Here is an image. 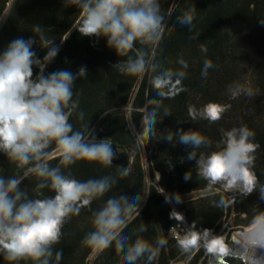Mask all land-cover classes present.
<instances>
[{"label":"trees","instance_id":"1","mask_svg":"<svg viewBox=\"0 0 264 264\" xmlns=\"http://www.w3.org/2000/svg\"><path fill=\"white\" fill-rule=\"evenodd\" d=\"M160 3L167 27L155 48L153 62L159 64L158 71H185L182 83L186 90L162 101L156 134L142 144L137 137L141 131L142 110L149 99H158L149 83L155 73L148 72L142 77L120 73L113 65L126 61L128 57L117 56L115 50L107 46L106 38L81 36L76 30L80 10L64 0H0V52L12 40L34 37L37 43L33 45V51L42 59L47 49L40 47L39 34L33 30L34 26L40 25L45 37L54 40L59 47L58 55L45 70L46 75L63 69L76 73L81 66L87 69V76L78 78L73 86V100L78 101V108L70 117L74 129L83 130L87 125L90 140H107L115 152H126L131 158L127 167L115 164L104 167L80 161L63 169L65 174L80 181L111 176L117 183L105 196L94 200L91 209H82L79 215L72 216L65 223L60 243L53 246L54 251L63 250L59 264H123L114 244L106 250L96 251L92 257L95 250L82 245L84 237L94 230L93 211L101 208L112 196L138 194L142 197L140 213L134 214L123 234L134 241L139 226L145 223L147 231L139 235L153 245L157 239L166 241L152 264L180 261L208 264L212 259L203 248L191 259L181 254L177 240L167 235L169 226L176 221L170 217L173 210L183 216L189 230L202 232L210 229L215 235L223 225L228 227L224 242L230 248L229 234L251 225L254 216L264 211V200L256 191L246 198L237 194L236 203L227 208L216 207L214 202L219 201L222 194L227 198L232 194L222 190L208 191L207 181L197 175L195 161L187 160L190 147L164 139L168 131H198L211 143L197 152L207 154L217 149L221 129L226 131L246 125L255 133L254 142L260 145L255 153L253 170L259 184L264 185V0H160ZM192 7H195L196 15L189 31L176 20ZM201 45L206 52L201 50ZM136 47H140L139 43ZM180 59L187 62V69H182L178 63ZM205 60H211L213 67L203 78L201 72ZM33 71L35 76L39 69L34 66ZM249 90L254 95L249 96ZM208 103L230 104L231 107L216 123L201 118L193 120L189 116V106L199 110ZM165 109L169 116L164 115ZM80 112L84 114L82 121L78 119ZM169 160L173 165L171 170ZM58 163V158L50 161L51 166ZM125 169L129 174L121 177L120 172ZM186 172L191 173V180L187 182L184 180ZM157 173L160 179L156 181L154 175ZM0 175H22V170L0 153ZM146 175L149 183H146ZM36 183L34 177H29L21 187L31 197ZM215 187L219 188V185ZM161 188L163 193H159ZM199 191L206 193L180 203L166 200H173L177 193L183 196ZM43 192L45 196L54 195L49 189ZM228 218L229 223L226 222ZM193 223L194 229L191 228ZM0 264L34 262H9L0 255ZM50 264H55L54 257ZM137 264H146V257Z\"/></svg>","mask_w":264,"mask_h":264},{"label":"clouds","instance_id":"2","mask_svg":"<svg viewBox=\"0 0 264 264\" xmlns=\"http://www.w3.org/2000/svg\"><path fill=\"white\" fill-rule=\"evenodd\" d=\"M64 2L79 8L76 30L81 36L106 38L107 46L114 49L117 56L128 57L113 65L120 73L140 77L148 72L155 73L149 83L158 99L147 101L142 110L141 131L137 133L142 144L151 140L156 134L162 101L186 90L182 83L185 71H158L159 64L153 62L155 48L167 27L160 0ZM195 15V7L189 8L177 17L176 23L191 31ZM33 30L39 34L40 47L47 49L42 59L33 51V45L37 43L34 37L12 40L0 52V153L22 170V175H0V255L9 262L31 260L34 264H50L54 257L55 264H59L63 250L54 251L53 246L60 243L65 223L79 215L82 209H91L93 201L105 196L117 183L111 176L80 181L65 174L63 169L80 161L109 167L117 153L107 140H90L87 125L81 130L74 129L70 123V117L78 108V101L73 100V86L78 78L87 76L86 67L81 66L76 73L63 69L46 75L45 70L58 55L59 47L54 40L45 37L40 25L34 26ZM201 50L207 51L203 45ZM178 63L182 69H187L185 60L180 59ZM34 66L39 69L35 76ZM212 67L211 60L204 61L203 78ZM247 94L254 95L251 90ZM230 107V104L208 103L199 110L189 106L188 113L193 120L201 118L216 123ZM164 115H170L167 109ZM83 118L84 114L80 112L78 119L82 121ZM221 133L217 149L207 154L197 152L211 143L198 131H168L164 139L190 147L187 160L195 161L197 175L207 181L208 191L222 190L232 194L230 198L222 194L219 201L214 202L216 207L227 208L236 203L237 194L246 198L254 191L264 200V185L259 184L253 170L255 153L260 147L254 142L255 133L246 125L226 131L221 129ZM54 158H58L59 163L51 166L50 161ZM168 167L169 170L173 167L171 160ZM128 174L127 169L120 172L121 177ZM156 175L160 179L159 173ZM29 177L37 181L31 197L21 187ZM184 180H191L190 172L185 173ZM217 185L219 188L215 187ZM44 189L54 195L45 196ZM163 191L161 188L159 193ZM174 199L181 202L178 193ZM141 201L138 194L108 198L101 208L93 211L94 230L84 237L82 245L99 252L114 244L123 264H137L145 257L146 264H152L166 241L157 239L153 245L139 235L147 231L145 223L139 226L134 241L123 234L134 214L140 213ZM170 217L177 221L184 219L175 210ZM191 228H195L194 223ZM248 235L252 248L264 249V211L254 216ZM176 240L181 254L189 259L201 248L212 257L208 264H228L226 257L233 255L224 237L214 235L210 229L189 230L183 236L177 235Z\"/></svg>","mask_w":264,"mask_h":264},{"label":"bare ground","instance_id":"3","mask_svg":"<svg viewBox=\"0 0 264 264\" xmlns=\"http://www.w3.org/2000/svg\"><path fill=\"white\" fill-rule=\"evenodd\" d=\"M244 232L239 233V236H242L245 239L243 246V253L241 255V247L238 240H235L233 255L231 257L233 259L246 260V264H264V249L261 248H252L249 244V233L251 231V225L244 229Z\"/></svg>","mask_w":264,"mask_h":264},{"label":"rangeland","instance_id":"4","mask_svg":"<svg viewBox=\"0 0 264 264\" xmlns=\"http://www.w3.org/2000/svg\"><path fill=\"white\" fill-rule=\"evenodd\" d=\"M11 1V0H10ZM10 4V2L8 3V5ZM157 178V175L155 174L154 175V179H156ZM150 182V179H149V176L148 175H146V183H149ZM204 193H206V191H199V192H191V193H189V194H186V195H183V196H180V198H181V201H185V200H189V199H194V198H196V197H199V196H201V195H203ZM167 201H168V203H177V202H175V199H173V200H169V199H167ZM226 222H230V218H228V219H226ZM252 225V224H251ZM250 226V225H249ZM248 227V226H247ZM245 228H243L242 230H241V232H244L245 230H244ZM227 230H228V227H223V229H222V231L218 234V235H220V236H223L224 238H226V233H227ZM241 232H238V233H230L229 234V238H230V241H231V249L233 250V248H234V244H235V240H238L239 241V243H240V247H241V250H240V252H241V255H242V253H243V246H244V242H245V239L242 237V236H239V233H241ZM96 251H93V253L91 254V256L90 257H92L93 255H94V253H95ZM243 255H244V253H243ZM239 261V264H246V260H243V262H241V260L239 259L238 260ZM185 264H187V263H185Z\"/></svg>","mask_w":264,"mask_h":264},{"label":"built area","instance_id":"5","mask_svg":"<svg viewBox=\"0 0 264 264\" xmlns=\"http://www.w3.org/2000/svg\"><path fill=\"white\" fill-rule=\"evenodd\" d=\"M223 227H225L224 225L221 227V229L219 230L218 233H216L215 235H218ZM242 230V229H241ZM241 230L237 229L234 231V233H238L241 232ZM189 231L188 227L186 226V224L183 221H175L173 224H171L168 228L167 231V235L173 239H176L177 235L183 236L185 232ZM170 264H185V262H171Z\"/></svg>","mask_w":264,"mask_h":264},{"label":"water","instance_id":"6","mask_svg":"<svg viewBox=\"0 0 264 264\" xmlns=\"http://www.w3.org/2000/svg\"><path fill=\"white\" fill-rule=\"evenodd\" d=\"M99 137H100V135H99ZM113 150H114V147H113ZM130 161H131V158L129 157V155L126 152H120V153H117L112 164H115V165L121 166V167H127L129 165ZM155 180L157 181L158 177ZM226 260L228 261V264H239V261L237 259H233L231 256L226 257Z\"/></svg>","mask_w":264,"mask_h":264}]
</instances>
